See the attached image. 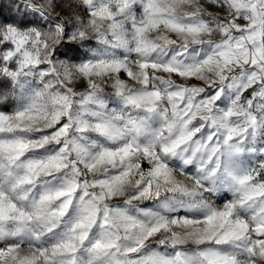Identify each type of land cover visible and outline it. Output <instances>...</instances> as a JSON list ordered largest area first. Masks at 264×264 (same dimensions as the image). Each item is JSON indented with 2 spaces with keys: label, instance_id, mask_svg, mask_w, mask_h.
<instances>
[{
  "label": "snow or ice",
  "instance_id": "snow-or-ice-1",
  "mask_svg": "<svg viewBox=\"0 0 264 264\" xmlns=\"http://www.w3.org/2000/svg\"><path fill=\"white\" fill-rule=\"evenodd\" d=\"M80 5L0 22V264H264V0Z\"/></svg>",
  "mask_w": 264,
  "mask_h": 264
},
{
  "label": "rangeland",
  "instance_id": "rangeland-1",
  "mask_svg": "<svg viewBox=\"0 0 264 264\" xmlns=\"http://www.w3.org/2000/svg\"><path fill=\"white\" fill-rule=\"evenodd\" d=\"M17 1H18V5H16V9H20L21 11L31 12L30 9H26L24 7L25 0H17ZM32 2L39 5V4H44L46 2V0H32ZM205 2H206V0H205ZM53 4H54V9H50V11H52L53 14L59 13L60 15H71L73 17V19L75 18L76 15H80L81 18H86L84 13L81 11L82 5H80V0H53ZM73 9H75L76 11L73 12ZM34 18L38 19V16H34ZM93 43H94V41H93ZM86 51H88L87 46L83 49H80V50L73 49L71 54L72 55H80V54H82V52H86ZM193 83H198V82L193 81ZM85 87H86V84H84V83L77 82V84H76V89L78 91L83 90ZM105 91L110 92L111 90L105 89ZM116 202H118V201H113V203H116ZM119 202H122V199ZM153 204H154L153 201H144L142 203V206L154 207ZM185 247L191 248L192 245H186Z\"/></svg>",
  "mask_w": 264,
  "mask_h": 264
},
{
  "label": "trees",
  "instance_id": "trees-1",
  "mask_svg": "<svg viewBox=\"0 0 264 264\" xmlns=\"http://www.w3.org/2000/svg\"><path fill=\"white\" fill-rule=\"evenodd\" d=\"M16 5H18L17 0H0V22L8 20H21L26 19L28 21L37 20L28 12V15L25 17L23 13L26 11H21L16 9ZM7 95L8 99H3V97ZM16 97L12 94V86L10 82L6 80L0 79V110L7 108L11 109L12 106L15 105ZM11 102V103H10Z\"/></svg>",
  "mask_w": 264,
  "mask_h": 264
},
{
  "label": "clouds",
  "instance_id": "clouds-1",
  "mask_svg": "<svg viewBox=\"0 0 264 264\" xmlns=\"http://www.w3.org/2000/svg\"><path fill=\"white\" fill-rule=\"evenodd\" d=\"M203 83H206V82H202V86H203ZM230 163L235 164V165H239L241 163H246V161H244L241 158L239 160L230 161ZM180 179H183V177H180ZM129 191H131V189H129ZM222 195H223V191L222 190L221 191H216V192H212L211 193V197L205 196V199L215 200V199H218ZM140 203L142 204L143 201H141ZM153 206L156 207L157 205L154 203ZM189 245H191V244H189ZM196 247H197L196 245H192L191 248L195 249Z\"/></svg>",
  "mask_w": 264,
  "mask_h": 264
}]
</instances>
